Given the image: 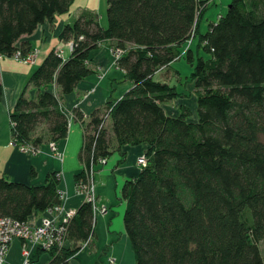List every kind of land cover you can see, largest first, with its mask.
Returning <instances> with one entry per match:
<instances>
[{
  "label": "trees",
  "instance_id": "1",
  "mask_svg": "<svg viewBox=\"0 0 264 264\" xmlns=\"http://www.w3.org/2000/svg\"><path fill=\"white\" fill-rule=\"evenodd\" d=\"M73 2L0 0V55L30 53L18 41L68 13ZM206 3L107 0V26L97 12L83 10L60 32L73 42L70 55L52 49L30 77L36 97L22 94L10 112L16 144L40 148L66 138L69 117L47 87L70 94L93 73L89 56L100 43L122 50L116 66L132 87L88 120L78 108L74 117L83 127L79 157L88 167L123 146L146 145L147 166L121 191L136 264H264V0H232L202 32ZM181 58L192 67L196 120L187 108L177 116L166 112L163 104L190 94L155 78ZM83 178L81 171L76 183ZM60 181L59 172L42 185L0 176V218L28 222L61 204ZM95 238L94 210L84 201L66 226V245L49 252L48 264H76L84 243L93 246Z\"/></svg>",
  "mask_w": 264,
  "mask_h": 264
},
{
  "label": "crops",
  "instance_id": "2",
  "mask_svg": "<svg viewBox=\"0 0 264 264\" xmlns=\"http://www.w3.org/2000/svg\"><path fill=\"white\" fill-rule=\"evenodd\" d=\"M202 1L207 2V9L201 23V31L205 32L211 23L217 22L220 16L227 12L232 0ZM83 10L79 8L77 16ZM72 23L73 17L57 15L53 22L46 21L31 35L23 36L17 45L38 49V57L43 59L52 49H60L67 57L71 53V42L62 41L60 32L64 25ZM111 44V41H104L91 51L89 66L93 73L82 79L72 93L60 95V90L56 84L47 87L53 93L59 94L61 104L69 117L68 135L57 142L63 153L62 159L51 152L49 143L43 144L34 155L22 152L14 144L10 112L22 94L28 98L36 97L38 90L30 83V77L42 62L37 64L36 60L33 64L25 63L14 56L0 55V82L2 84L0 176L29 185H42L46 182L49 174L59 172L61 176L59 189L65 195L63 204L69 209H78L82 205L84 197L76 192L75 177L83 169L79 154L83 146L84 132L81 122L74 117V110L76 108L81 110L85 120H88L96 109L103 108L108 101L121 99L133 84L127 78L126 73L116 66ZM195 45L196 42L192 44L193 49H195ZM187 64L181 58L171 65V69H164L159 74L168 83L176 85L179 91H186L192 72V67ZM191 83L193 84V82ZM180 98H178L179 107L173 111L167 110L168 102L163 104L168 114L173 116L181 114V106L185 104V101ZM196 108L197 104L191 109L189 119H197ZM145 150V144L123 146L108 157L106 164L96 167L95 183L98 204L100 206L105 205L108 211L105 214L98 213L95 215L96 238L94 245L80 250L72 260L73 263L136 264L135 253L125 230L126 202L122 198L121 191L127 180L137 177L141 172L142 168L137 164V158ZM32 170L34 174L31 173ZM43 215L42 213L33 214L28 223L37 224ZM22 247L23 241L14 239L5 264H22ZM110 259H113L114 262H110ZM32 260L34 264H48L51 261V255L47 251L34 250Z\"/></svg>",
  "mask_w": 264,
  "mask_h": 264
},
{
  "label": "built area",
  "instance_id": "3",
  "mask_svg": "<svg viewBox=\"0 0 264 264\" xmlns=\"http://www.w3.org/2000/svg\"><path fill=\"white\" fill-rule=\"evenodd\" d=\"M70 48H73V42L70 43ZM61 54L63 51L58 50ZM112 53L117 60L122 56V50L112 48ZM39 54L38 49H33L30 53L23 54L21 52L15 53L13 56L21 62L35 63ZM22 152L34 155L40 148H36L30 144H16ZM51 152L59 159L63 158V153L59 149L57 142H49ZM107 163L106 157H101L97 162H91L88 167L83 164L82 172L84 177L82 181L76 183L77 194L84 197V201L92 204L94 214H105L108 208L105 205L98 204V195L95 183L96 167ZM137 164L143 168L147 166L148 161L144 154L137 158ZM61 191V190H60ZM62 203L47 210L40 218L39 222L31 225L28 222H19L9 217L0 218V264L6 263V257L10 246L14 239H21L23 241L22 264H34L32 255L34 250H41L50 252L52 250L58 251L66 245V226L70 220L76 215L77 209L67 208L63 204L64 193L61 191ZM89 245V241L84 243V248ZM110 262H114L110 259Z\"/></svg>",
  "mask_w": 264,
  "mask_h": 264
},
{
  "label": "rangeland",
  "instance_id": "4",
  "mask_svg": "<svg viewBox=\"0 0 264 264\" xmlns=\"http://www.w3.org/2000/svg\"><path fill=\"white\" fill-rule=\"evenodd\" d=\"M107 0H74V2L72 3L71 7H70V11L68 13L62 14L65 17H73V22L76 19V16L79 12V8L83 9H88V10H94L95 12L98 13L99 15V20L101 25L103 26H107L108 25V17H107ZM196 40H193L190 42V44L192 45L193 43H195ZM42 57H38L37 60V64H40V62H42ZM186 62V60H185ZM189 65V64H187ZM157 80L161 79L160 75H156L155 77ZM192 81H189L188 84V90H186L190 96H184L181 97L180 99L185 101V104L183 106H181V109L183 108H187L189 110L193 109L195 107L196 104V98H195V94H194V89H193V84L191 83ZM179 98V97H178ZM178 98L173 99L171 101H169L167 103V110H174L177 109L180 105V101L178 100ZM177 100V102H176ZM260 249L262 252V255L264 257V243L260 244Z\"/></svg>",
  "mask_w": 264,
  "mask_h": 264
}]
</instances>
